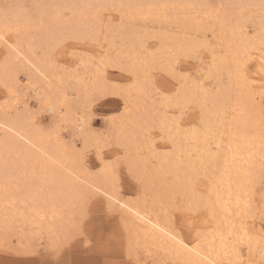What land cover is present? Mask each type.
<instances>
[{"label":"bare ground","instance_id":"1","mask_svg":"<svg viewBox=\"0 0 264 264\" xmlns=\"http://www.w3.org/2000/svg\"><path fill=\"white\" fill-rule=\"evenodd\" d=\"M46 2L58 5V7L35 9L32 7L33 5L45 3V0H10L4 7H0V14L7 10L9 17L15 20L17 16L25 15V12L19 8L9 9L8 5L22 4L25 8L32 9L34 13L44 14L58 30L66 32L87 30L89 28L94 30L99 36H102V41L106 45L105 51H110L113 56H122L136 73V75H133V83L136 82L138 76L140 78V75L148 77L150 70L153 71L155 68L162 70L167 67L174 50L187 48L191 45L203 47L209 45L211 47V49L209 48L211 50L210 62H212L214 54L216 64L220 69L215 73L216 79H218H215L217 88L211 91L207 101L209 124L206 127L211 128V132L207 135L202 132L199 137L193 138L190 135L185 136L182 129L177 132L171 123L172 118L166 116L165 109L170 105L162 98L163 104H161L165 109L162 112L158 111L159 114L157 113L155 119L158 122L156 123L158 129L169 140L168 142L172 147L170 153L157 151L154 141L150 140L151 137L150 139L147 137L153 126L154 114H152V109H147L148 107L144 110L138 107L140 103L145 102L143 99L146 98H141L142 95L144 96V87L141 82L137 87L126 91L125 95L130 109L127 107V110L123 112L124 115L118 118L119 125L115 131L116 137L125 144L133 164L138 166L149 178V184L147 185V191L139 186L140 192H137L138 194L134 198L123 197L116 187L114 189L115 196L111 201V208H109V202L102 197L106 202V209L110 213L112 211L118 212L117 218L122 232V246L126 257L128 258L127 239L129 232H131L133 236L138 234L142 242L146 239L147 243L154 244L153 253L158 258L167 259L170 264H213V262L215 264H229V261L232 264H243L242 254L245 252L255 254L260 260L264 259V250L255 240H253L251 252L247 243L239 246L235 253L230 249L226 251L222 246L220 235L215 231L216 222L213 220H211L209 227H203V235L199 242L196 240V233L193 232L191 240L188 241L191 250H182L177 253L168 247L170 242L162 233L156 232L155 238L151 234L145 237L144 229L148 228L149 225L142 223L134 215V213L139 212L140 215L149 216L152 223L163 227L166 220L160 211V204L163 202L161 197L167 198L168 195L172 194L173 190L184 183L188 175L192 174L193 165L200 167L201 161L212 162L220 173H224L225 169L233 170L240 166H246L245 161L248 160L250 153L254 154L255 163H259L261 143L259 139V120L262 102H264V97L261 96V81L264 80V74L259 71L262 58H264V12L259 7L260 0H227L225 3L219 0L216 2L211 0H46ZM204 2L209 7L194 9L183 7L185 4ZM150 5H174L175 7L160 8L150 7ZM104 12L113 13L114 16L111 17L113 19L117 18V22L113 23L112 19H108L104 23L101 19ZM135 18L148 21L152 25L159 24L162 21L168 27L172 25L170 27H174L175 30L173 32L168 30L167 32L166 29L164 31L160 27L156 29L153 38L158 39L159 44L157 49L153 51L145 43L148 30L145 32L147 35H145L140 28H136L144 34L142 36L140 35L141 32L139 33L130 26L129 28L126 27L128 21ZM207 24H210L211 28H208L212 29L213 43L211 45L206 43L207 41L199 43L196 39V35L199 34L201 37L202 35L205 37V30L208 29ZM249 26L253 27L252 34L247 30ZM31 29L32 36L36 38L32 41L34 51H30L28 42H25L20 57L14 54L7 62L4 60L0 68V84L4 86L6 83L9 86L10 77L12 76L11 71H15L16 66L21 64L41 85L31 87L32 98L39 105H41V98L47 104L49 101L52 102L51 98L53 96H56L52 80L54 76H51L50 72L39 65L38 60H35L36 55L43 56L39 45L44 36L35 25ZM143 37H145V41L142 39ZM14 40L15 37L13 36L10 42H14ZM117 41L120 44L119 48L116 47ZM234 61L239 63L245 71L247 92L244 94H241L240 86L229 79L228 68L235 66ZM81 66L82 71L88 69L94 71L93 83H96L97 87L90 84L95 89L103 87L102 81L105 71L114 68L104 69L101 65L100 72L102 75L97 77L95 66L87 64ZM252 66L253 68H251ZM222 76L226 79L225 83L221 81ZM56 77L58 76L56 75ZM82 79V76H77L76 81L74 80L76 82L74 87L82 86L83 89H86ZM196 80H191L186 88L191 90L193 87L192 82H196ZM90 86H88L89 89L93 87ZM9 87L13 88V85ZM153 91L154 89H152ZM6 92V97L9 99L7 89ZM150 96L148 97L150 98ZM153 101L155 102V100ZM2 102H0V132L2 135L0 138V153L7 155L5 145L14 149L19 146L23 149V154H14L18 155L21 166H23L24 159L27 158L29 161L36 163L38 170L43 167L48 169L50 174L44 190L41 191L39 189L33 190L27 178L17 180L13 177L9 180L0 173V247L12 245V239L15 238V247L17 246L19 251L21 249L27 250L28 247L33 248V246H29L31 245L30 241L33 240V235H37L36 237L42 236L48 241L49 233L47 230L61 229L70 218L72 201L67 194L69 186L75 184L87 188L89 184H93L100 186L101 189L105 187H109L110 191L113 189L106 184L103 176L92 175L84 166L69 159L70 157L68 158L69 155L64 152L65 150L63 151V148L59 147V142L50 140L49 135L46 136L47 133L44 134L38 128L37 121L35 127L30 126L27 118L28 106L25 107L24 105L18 111L20 100L16 95L11 97V103L5 105ZM64 105L66 104L64 103ZM137 107L141 111L133 112ZM7 110L13 112L9 118L6 117ZM246 110H251L255 126L251 130H246L241 123L240 128L237 129L236 124L240 118V113ZM75 128L79 132V127ZM246 131H250L247 136L245 135ZM22 137L23 139H21ZM145 138L150 141L147 140L148 142L145 144L146 141L144 140V144L141 143L140 139ZM130 139L131 142H129ZM25 141L28 142L25 143ZM218 155L221 156V160L216 164ZM28 171L30 172V169ZM227 188V179H225L219 192L212 195V199L215 201L217 195H219L221 203L228 201ZM157 192L160 194L159 196L155 195ZM121 204L124 207H120ZM208 215L210 218L211 213ZM218 215L223 216V213L218 211ZM250 217L244 218L241 223L250 236L258 237L259 234L253 233L254 230L252 231L246 225V219ZM222 225L221 231L227 234L230 226L223 222ZM42 228L44 229L43 233L41 232ZM241 235H244V232H241ZM180 237L184 239L181 233ZM245 239L247 240V237ZM39 241H41V237ZM35 243L33 242V244ZM242 250H245L244 253H242ZM141 258H144L143 254Z\"/></svg>","mask_w":264,"mask_h":264},{"label":"snow or ice","instance_id":"2","mask_svg":"<svg viewBox=\"0 0 264 264\" xmlns=\"http://www.w3.org/2000/svg\"><path fill=\"white\" fill-rule=\"evenodd\" d=\"M32 7L35 9H47L58 7V5L47 3L45 0V3L33 5ZM150 7L168 8L175 6L150 5ZM183 7L194 9L206 8L209 5L204 2L185 4ZM222 7L224 6L222 5ZM259 7L264 12V0H260ZM8 8L23 9L25 15L17 16L13 20L7 14V10L0 14V48L7 52L4 57L5 62L12 58L14 54L20 57L25 42H28L29 50L34 51L32 41L36 38L31 35L30 29L35 25L44 36L39 45L40 50L43 52V62L58 72L62 71L63 77L68 81L78 76L77 69L84 64L95 66L97 68L95 73L97 77L102 75L100 72L101 65H103L104 69L108 67L117 68L120 72L128 73L130 77L136 75L122 56H113L110 51H104L103 45H101L102 50L100 53L80 47L90 43L93 45L99 44V34L94 30L90 28L70 32L58 30L44 14L34 13L32 9L25 8L22 4H9ZM13 36L15 40L10 42ZM70 46L72 48L70 55L74 60L78 59L79 62L75 68L70 66L61 68L58 62L59 54L61 50H65ZM85 57H87L86 60ZM181 60L198 61L202 67L198 68L197 71L201 75H203L205 67L207 69V76H204L198 82H192L193 87L191 90L186 88V85L192 80L191 74L179 67ZM233 63L235 66L228 68L229 79L239 85L241 94H244L247 92L245 71L239 63L235 61ZM219 70L214 54L212 62L206 63L201 53V47L191 45L187 48L174 50L168 66L161 70L163 74L159 82L153 80L151 87L174 108L171 123L177 132L181 131V124L189 109L196 110L197 108L199 110L198 122L191 128L184 129V135L197 138L202 132L206 135L211 132V128L206 127L209 124L207 101L211 95V90L205 86L204 81L215 79V73ZM259 71L264 74V58H262ZM102 83L103 87L92 92L91 100L93 102L106 96H115L124 99L127 103L126 91L137 87L140 81L137 78L135 83L124 84L110 81L104 75ZM177 85L180 87H177ZM4 87L9 93V100L5 101V105H7L11 103V97L17 93L6 83ZM261 96L264 97V80L261 81ZM40 103L42 105L41 108L34 113H27L30 126L35 127L37 118L47 111L53 117V124L48 129L49 134L67 130L64 128V124L68 121V115L63 112V106L54 104L51 101L45 104L42 98ZM89 119L91 117L85 110L81 116L77 117L76 125L74 126L79 127V138L84 140V147L75 150L77 163L83 165L85 156L95 148L100 165L99 171L92 175L103 176L106 184L113 190L110 191L109 187L101 189L100 186L93 184H89L87 188L79 187L75 184L69 186L67 194L72 201V213L61 229L55 231L52 229L47 230L49 238L46 247L51 249H56L58 246L74 241L85 244L92 241L88 223L91 213L89 203L94 196L98 195L104 197L109 202V208H111V201L115 196L114 189L121 183L123 179L122 173L125 169H127L128 178L139 185L141 189L147 191L149 178L138 166L133 164L126 146L118 138L106 135L102 131H87L85 124ZM241 123L246 130H251L255 126L251 110L240 113V118L236 124L237 129L240 128ZM249 134L250 131L245 132L246 136ZM73 139H77V136L74 135ZM259 139L261 143L258 166L253 158V153H250L248 160L245 161L246 166H240L233 170L225 169L224 173H220L219 169L214 167L210 161H201L200 167L193 165L192 174L187 176L186 181L176 187L167 198L161 197L163 202L160 204V211L166 220L163 227L152 223L149 216L140 215L139 212L134 213L142 223L149 225L148 228L144 229L145 237L151 234L155 238V233L160 232L170 242L168 247L171 250L177 253L182 250H191L189 248L190 242L182 239L180 232L185 228L190 232H195L196 240L199 242L204 231L200 225L201 223H209L210 219L216 222L215 231L220 235L222 246L226 251L230 249L235 253L239 246L247 243L251 252L253 240L264 250V230L261 231L258 237H253L244 230L245 226L241 223L248 216L259 215L264 220V102H262L259 120ZM27 142L25 141V143ZM4 147L7 155L0 153V173L9 180L13 177L17 180L27 178L33 190L39 189L43 191L50 176L48 169L40 167L38 170L36 163L29 161L27 158L24 159L23 166H21L18 155L14 153L22 155L23 149L19 146L15 149L7 145ZM105 148H112L114 151H112L110 156H105L103 154ZM29 169L30 172L28 171ZM225 179H227V195L229 199L221 203V198L217 195V199L214 201L212 195L219 192L220 186L225 182ZM201 181L206 182L203 190L199 187ZM155 195L159 196L160 194L157 192ZM120 207H124V205L121 204ZM218 211L222 212L223 216L218 215ZM209 213H211L210 218ZM202 217L204 218L203 220L201 219ZM222 222L230 226L227 234L221 231ZM43 231L44 229L42 228L41 232L43 233ZM241 232H244V235H241ZM245 237H247V240ZM113 238V236H109L107 242L111 243ZM153 247H155L154 244L147 243L146 239L142 242L138 234L133 236L129 232L127 239V264H170L167 259L158 258L152 251ZM18 254L30 255L31 252L29 250H18ZM142 254L144 256L143 259L141 258ZM229 264H232V262L229 261ZM248 264H254V261L250 259ZM261 264H264V259L261 260Z\"/></svg>","mask_w":264,"mask_h":264},{"label":"rangeland","instance_id":"3","mask_svg":"<svg viewBox=\"0 0 264 264\" xmlns=\"http://www.w3.org/2000/svg\"><path fill=\"white\" fill-rule=\"evenodd\" d=\"M207 1H210V0H207ZM211 1L216 2L217 0H211ZM219 1L224 2L225 0H219ZM9 2H10V0H0V7H2V6L4 7ZM111 16L113 17L114 14L113 13L109 14V13L104 12L101 16V19H102V21H104V23H106V21H108V19H112L113 23L117 22V18L113 19ZM147 23H148V21L141 20L139 18L137 20L135 18L131 21H128V24L126 25V27L129 28V26H130V28L137 30L139 33L141 31L143 33H145L148 30L147 34L149 35V38L151 37V39L148 38V35L146 33H145V35H147V36H145L146 38L143 37L142 39L144 41L146 39V41H145L146 45L148 46L149 49L154 51L155 49H157L158 44H159L158 43L159 40L156 38H153V34H154L155 30L160 27L164 31L167 30V32H168V30H169L170 32H173L175 30V28L170 27L172 25H170L168 27V25H166V23H164L162 21L159 24L155 23L153 25L150 22L148 24ZM162 24L164 25V27ZM131 26H133V27H131ZM206 26H207V28L208 27L211 28L210 24H207ZM136 28H138V29L140 28L141 31H139ZM209 28L207 30H205V33H204L206 38L203 35L201 37L200 34L197 36L196 35L197 33H194L196 35V39L199 41V43L201 41H207L206 43H208L210 45L213 43V38H212V33H211L212 29H209ZM252 28L253 27H251V26H249L247 28V30L250 34H252ZM171 29H172V31H171ZM30 30H31L30 32L32 35V29H30ZM142 32L140 33V35L143 36L144 34ZM101 37L102 36H99V44L93 45L90 43L88 45H82L80 47L86 48L89 51H94V52L100 53L102 50L101 45H103V50L105 51L106 45L102 41ZM119 45L120 44L117 41L116 47L119 48L120 47ZM200 47H201V53H202V56H203L205 62L206 63L210 62V60H211V50H210L211 47L209 45L207 46L208 48L206 46L205 47L200 46ZM71 52H72L71 46L65 50H61V52L59 54V59H58V62L60 64L61 68H63L64 66H70L72 68L76 67V64L79 62V60L78 59L74 60L73 57L70 55ZM6 55H7V52L3 48H0V68H1V65L3 64V61L5 60L4 57ZM35 58H36L35 60L39 61L38 62V63H40L39 65H41L42 67L47 69L50 72L51 76H54L53 77L54 79L52 78V80H53V86H55V91H56L55 95L56 96H53L51 98L52 103L56 104V102H57L58 105H62V106L65 103L66 105H64V107H63V112L68 115V121L64 124V128L67 130L58 131V132H54V133L49 134L48 129L53 124V117H52V114L50 112H47V111L44 112L43 114H41L37 118V120H36L37 126L44 134L47 133V134H45L46 136L49 135L48 137L50 138V140H52L54 142H56V140H57V142H59V147L63 148L62 149L63 151L65 150L64 152H66L67 155H69L68 156V158L70 157L69 159L74 160L76 163L77 159H76V155H75V150L84 147V140L79 138V135H78L79 132L74 127V125H75L77 117L81 116L85 112V110H87V114L91 117V119L87 120V122L85 124V128L87 131H95V132H101L102 131L106 135L111 134V136H113L114 138L117 136L115 131L117 130L118 125H119L118 118H120L122 115H124L123 112H125V110H127V107H128V109H130L129 104L126 103L124 99H121V98L115 97V96H106L102 99H98V100H95L93 102L91 100V95H92V92L95 90L94 86L97 87V85H95L96 83L95 84L93 83V77L92 76L94 74V71L92 69H88L87 71H82L81 70L82 68L77 69L78 76H82V78H83L82 81H84V84L86 86L85 87L86 89H83L82 86L81 87H76V86L74 87V84L76 83L75 82L76 78L71 80L72 81V83H71V81H68L66 78L63 77L62 71L58 72L52 68H49L46 65V63L43 62L42 56H40L39 54L36 55ZM86 59H87V57H85V60ZM199 66L202 67L198 61L181 60V63L179 64V67L181 69H183L184 71H187L191 74V78H193L192 80L197 79L196 82H198L204 76H207L206 67H205V70L203 72V75H201V73H199L197 71V69L200 68ZM251 68H253V66ZM15 69H16L15 71L14 70L11 71L12 76L10 77L9 86L13 85V89L17 93L16 97L21 102V103L19 102L20 105H18L19 106L18 111H20L25 105V107L28 106L27 109L29 110V112L34 113L37 109L41 108L42 105H39L32 98L31 90H32V88L35 87V85H40V84L33 78L32 74L25 67H23V65L18 64ZM88 71H91L92 73L88 72ZM162 74L163 73L161 70H157V68H155V69H153V71L150 70L148 77L146 75H143V76L140 75V78H139V76H138L139 81L141 82V84L144 87V91H143L144 96L142 95L141 98L146 97L145 99H143V101L145 100V102H143V104L140 103L138 107H141L142 110L146 109L147 107H148L147 109H152V112H153L152 114H154V116H153L154 120H153V124H152L153 126L149 131V136H147V137L149 139L151 137L150 140L152 142L154 141L153 143H155L154 146H155L157 151H159L161 153H166V152L170 153V150L172 147H171L170 143L168 142L169 140H167L165 137L166 135L163 134L158 129V126H157L158 124H156L158 122H157V119H155V117H157V113L159 114V112H162L165 109L162 106V104H163L161 101L162 97H160L155 92V90L152 92L153 88L150 87L153 80H155L156 82H159V79L162 76ZM56 75L58 77H56ZM83 75H85V77H83ZM104 75H106L108 77V79L110 81H113V82H121L124 84L134 82L133 81V79H134L133 75L130 77L128 75V73L120 72L116 68L107 69L105 71ZM104 75H103V77H104ZM86 76H88V77H86ZM145 77H146V79H145ZM147 79H148V81H146ZM215 79L204 81L205 86L207 88H209L211 91L212 90L214 91L217 88L216 87L217 83L215 82ZM216 80H218V79H216ZM221 81L224 83L226 82V79L224 78V76L221 77ZM59 82L61 83L60 85H59ZM143 82H145V83H143ZM86 83H87V85H86ZM90 83L93 84L94 86L91 85ZM90 85L93 87H91ZM88 86H90L91 88L89 89ZM178 86L179 85H177V87ZM96 89H98V88H96ZM148 89L150 92L148 91ZM145 91H147V92L145 93ZM62 93H63V96H62ZM147 95L148 96L152 95V96H150V98H149ZM6 96H7L6 89L4 86H1V84H0V102L3 101L2 104H5L4 102L7 101L8 97H6ZM131 99H134V98H131ZM158 99H160V100H158ZM153 100H155L156 103ZM60 102H63V103H60ZM151 103H153V105H151ZM160 104H161V106H160ZM149 105L153 106V107H150ZM138 107L135 110L132 109L133 112L137 113L140 110V108H138ZM166 109H165V111L167 113L166 116L171 119L173 116L174 108L171 106H168V107H166ZM12 113H13L12 111L9 112V110H7L6 117L9 118L12 115ZM198 116H199L198 108L196 110L189 109V111L186 113L185 118L181 124V129L184 130V129H189L190 127H192L195 123H197ZM112 120H114V123ZM74 135L77 136V139H75V140L73 139ZM1 136L2 135L0 132V138H1ZM149 139H146V138L142 139V140L140 139V141H141V143L143 142V144H144V140H145L146 141L145 144H146L148 142L147 140H149ZM60 140H61V142H60ZM131 141L132 140L130 139L129 142H131ZM62 142H63V144H62ZM61 144L63 145V147ZM112 151H114V149L105 148L103 154L105 156H110ZM213 152H215V151L213 150ZM218 154H221V153H218ZM70 155L75 157V158L71 157ZM218 156H217L218 159L216 158V164H218L221 160V156H219V157ZM99 165H100V162L97 159L96 149L93 148L85 156L82 166H84L90 174H93V173L98 172L97 170H99ZM257 165H259V163ZM122 175H123V179H122L121 183L117 186L118 191L120 192V194L123 197L134 198L140 192L139 185L137 186V184L134 181H132L130 178H128L127 169L124 170ZM205 183H206L205 181H201V183L199 185L201 190H203ZM106 207H107L106 202L104 201V199L102 197H100L98 195L94 196L93 199L89 203V208L91 209V213H90V218H89L88 223H89V232H90V235L92 237V241L89 242L88 244L77 243L74 241V242L69 243V244H64L61 247L59 246L53 250L51 248L46 247V245L48 244V241L46 240V238H44V237L42 238V236H40L41 241H39L40 237L38 236L39 237L38 238V237H36L37 235H33L32 236L33 240L30 241L31 245H29V246H33V248L32 247L27 248V250L29 249L31 254L30 255H20V254H18L19 248L17 246H16L17 248L15 247V244H16L15 238H13L12 239V241H13L12 245H10L8 247H7V245H3L2 247H0V264H127L128 258L126 257V255L123 251L122 232H121L120 224H119L118 218H117L118 212L112 211L110 213V211L108 209H106ZM201 219L203 220L204 218L202 217ZM247 219H246L247 227H249L252 231L254 230L253 233L260 235L261 231L264 230V220H262L259 215H256L254 217L251 216L250 218H247ZM210 224H211V220H209V223H207V224L201 223L200 227L201 228L209 227ZM180 233L184 237V240H186V241H190L191 237L193 235V232H190L187 228H185ZM109 236L114 237L113 240L111 241V243L107 242ZM35 237H36V241H35ZM33 242L34 243L36 242L37 244L36 243L33 244ZM24 250H26V249H23V250L21 249L20 251H24ZM56 251H58V252H56ZM244 251L245 250H242V253H244ZM51 252H53V253H51ZM242 255H243V258H242L243 264H248L250 259L252 261H254V264H261V260L258 259L255 254H251V253L248 254L247 252H245Z\"/></svg>","mask_w":264,"mask_h":264}]
</instances>
